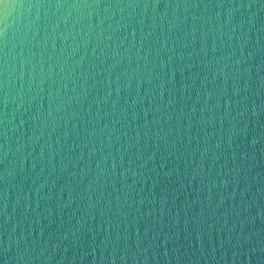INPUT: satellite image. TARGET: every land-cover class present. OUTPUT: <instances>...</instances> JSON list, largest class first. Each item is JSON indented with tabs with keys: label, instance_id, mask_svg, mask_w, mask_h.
Returning <instances> with one entry per match:
<instances>
[{
	"label": "water",
	"instance_id": "1",
	"mask_svg": "<svg viewBox=\"0 0 264 264\" xmlns=\"http://www.w3.org/2000/svg\"><path fill=\"white\" fill-rule=\"evenodd\" d=\"M0 264H264V0L0 12Z\"/></svg>",
	"mask_w": 264,
	"mask_h": 264
},
{
	"label": "snow or ice",
	"instance_id": "2",
	"mask_svg": "<svg viewBox=\"0 0 264 264\" xmlns=\"http://www.w3.org/2000/svg\"><path fill=\"white\" fill-rule=\"evenodd\" d=\"M17 2H19V0H0V12L4 14V19L7 17L8 8L14 7Z\"/></svg>",
	"mask_w": 264,
	"mask_h": 264
}]
</instances>
